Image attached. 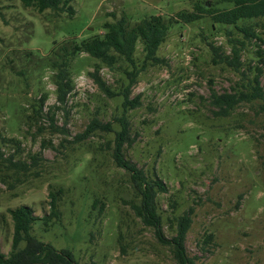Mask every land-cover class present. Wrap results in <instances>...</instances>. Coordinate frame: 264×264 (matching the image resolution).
I'll return each instance as SVG.
<instances>
[{
	"label": "rangeland",
	"instance_id": "obj_1",
	"mask_svg": "<svg viewBox=\"0 0 264 264\" xmlns=\"http://www.w3.org/2000/svg\"><path fill=\"white\" fill-rule=\"evenodd\" d=\"M198 1L69 0V14L0 0L1 253L11 249L8 208L26 204L41 217L48 212V192L61 188L59 217L32 223L39 240L69 249L77 264H174L170 247L134 215L131 203L138 199L129 173L112 158L113 131L84 134L93 117L117 131L115 119L124 115L130 139L124 158L166 187L155 197L163 235L170 238L175 218L190 211L184 244L193 264H264L262 100H241L222 115L210 95L250 90L246 83L257 66L264 95L257 40L233 29L232 37L244 43L239 68L212 61L210 44L224 54L231 45L224 26L212 25L208 16L173 29L157 59H144L138 41L137 73L127 97L138 104L127 109L121 106L125 72L133 67L126 61L110 68L98 62L110 93L88 74L97 61L85 53L70 63L74 89L64 103L56 100L50 81L48 53L63 40H81L121 16H174ZM218 1L209 4L225 6ZM257 29L264 37V28ZM40 94L42 117L28 118ZM207 233L213 237L204 243Z\"/></svg>",
	"mask_w": 264,
	"mask_h": 264
},
{
	"label": "trees",
	"instance_id": "obj_2",
	"mask_svg": "<svg viewBox=\"0 0 264 264\" xmlns=\"http://www.w3.org/2000/svg\"><path fill=\"white\" fill-rule=\"evenodd\" d=\"M18 1L23 7H33L39 13L48 9L54 12L66 10L69 14L72 13V8L68 4L69 0ZM209 3V0H200L195 3L193 10H182L176 12L174 16L152 14L135 21L121 16L114 21L104 22L100 32L92 33L81 40L67 38L60 44L53 46L48 53L46 64L52 70L50 81L55 87L56 100L59 103H64L67 95L74 89L70 63L78 54L85 53L97 61L93 70L88 74L106 93H110V90L99 77V63L108 68L119 60L132 64L133 69L125 72L127 85L121 105L123 109H127V105L132 108L134 103L137 105L138 102L134 98L129 100L127 97L128 88L132 85L137 73L133 58L137 42L139 41L141 44L144 59H157L156 52L159 46L167 39L173 29H179L183 23L198 20L202 16H208L212 25H223L231 45L229 54L221 53L219 47L209 45L213 52L212 61L214 63L226 62L230 67L239 68L240 48L244 43L243 40L232 37L233 29L241 33L245 39L257 40V56L259 61L264 63V48L262 47L264 37L260 36L257 29L258 27L264 28V0H219L215 2V4H225L221 7ZM260 72L261 68L257 66L252 78L247 80L246 87L249 85L250 90L244 89L221 94L211 93V101L218 107V113L225 115L239 101H250L255 98L262 100L261 107L264 108V95L259 86ZM44 100L45 95L40 94L36 101L30 103L32 114H29L28 118L42 117ZM52 115L53 113L50 118ZM115 120L120 126L117 131L111 129L108 123L102 124L93 117L88 122L84 134L95 130V128L113 131L111 155L116 166L129 173L135 197L138 199L137 202L131 203L134 215L144 225L152 227L158 241L170 247L174 264H193V258L187 254L184 244L186 232L190 225L191 212L188 211L175 218L174 234L170 238L163 235L161 217L156 209L155 197L158 192L166 191V187L161 179L147 178L133 162L124 158L123 145L130 142L128 121L124 115ZM61 192V188L48 192V212L41 217L34 215L32 208L26 204L8 208L7 211L12 222L11 249L7 255L0 252V264H77L69 249L57 250L50 243L39 240L31 232L33 221L40 220L44 223H52L54 219L59 217L58 202ZM212 237L213 234L207 233L203 242H208Z\"/></svg>",
	"mask_w": 264,
	"mask_h": 264
}]
</instances>
